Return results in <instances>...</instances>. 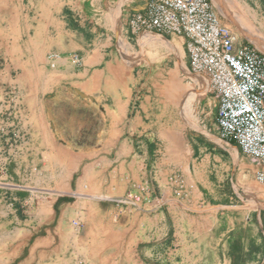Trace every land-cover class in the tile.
I'll use <instances>...</instances> for the list:
<instances>
[{"label": "crops", "instance_id": "0c3cea01", "mask_svg": "<svg viewBox=\"0 0 264 264\" xmlns=\"http://www.w3.org/2000/svg\"><path fill=\"white\" fill-rule=\"evenodd\" d=\"M242 1L264 21V0ZM146 5L0 0V264H230L245 222L264 227V207L235 187L259 200L264 166L219 137L185 37L130 29ZM50 52L82 65L52 66ZM172 171L191 185L185 199ZM132 185L147 201L119 208Z\"/></svg>", "mask_w": 264, "mask_h": 264}, {"label": "built area", "instance_id": "2783aa9c", "mask_svg": "<svg viewBox=\"0 0 264 264\" xmlns=\"http://www.w3.org/2000/svg\"><path fill=\"white\" fill-rule=\"evenodd\" d=\"M129 26L134 33L185 37L191 71L206 77L209 90L217 99L219 137L225 143L234 141L251 162L264 166V52L240 40L211 0H147L145 12L132 14ZM62 58H68L75 67L82 65L76 52L66 56L46 54L52 66ZM10 95H15V91H10ZM254 177L264 184V168L257 170ZM169 178L172 195L185 199L191 185L176 171ZM147 193L145 187L132 185L112 200L119 208H141ZM239 198L247 201L244 196ZM72 225L78 228L81 222L72 220ZM263 262L264 253L260 264Z\"/></svg>", "mask_w": 264, "mask_h": 264}, {"label": "rangeland", "instance_id": "374dc122", "mask_svg": "<svg viewBox=\"0 0 264 264\" xmlns=\"http://www.w3.org/2000/svg\"><path fill=\"white\" fill-rule=\"evenodd\" d=\"M211 1L225 22L229 25L230 29L238 36L240 40L245 41L246 38L250 40L248 35H253L254 37L256 35L260 38V40L263 42L262 44L264 45V21H255L250 13L246 10L245 4L242 0ZM148 43H150V41H148ZM258 46L264 50L263 46ZM247 159L249 160V158ZM235 187H237L241 196L247 193L240 191L238 188L239 185L236 183ZM43 188L44 189H40V191L44 195L45 193H52V191L48 190V188H50L49 185H44ZM253 193L257 194L258 198L260 199H249V201L245 200V207L252 209L264 207V184L254 181ZM253 198L256 197L254 196ZM244 211L246 212L248 209H245ZM231 245L232 247L230 248V256L232 257V262L230 264H260L262 254L264 253V227L261 229L259 224L254 225L246 221L241 233H239V236H235L233 238ZM258 255L259 259L257 257ZM262 264H264V262Z\"/></svg>", "mask_w": 264, "mask_h": 264}, {"label": "bare ground", "instance_id": "6f19581e", "mask_svg": "<svg viewBox=\"0 0 264 264\" xmlns=\"http://www.w3.org/2000/svg\"><path fill=\"white\" fill-rule=\"evenodd\" d=\"M141 37H142V36H141ZM141 37H140V42H141ZM145 37H146V36H145ZM248 37L250 38V40H251L252 42L255 43V44H254V43H253V44H254L257 48H259L261 51L263 50L262 48H260V47L258 46V45H260V46H263V47H264V45L262 44L263 42L260 40L259 37H257L256 35H255L256 38H255L253 35H248ZM150 38H151L150 36H147V39L144 38L143 41L148 42ZM150 44H153V45H159V44H160V41L157 40V39H155V38H153V39L150 40ZM263 52H264V50H263Z\"/></svg>", "mask_w": 264, "mask_h": 264}]
</instances>
